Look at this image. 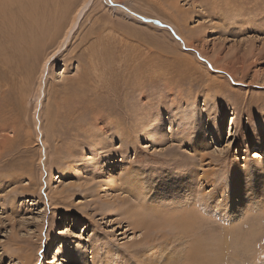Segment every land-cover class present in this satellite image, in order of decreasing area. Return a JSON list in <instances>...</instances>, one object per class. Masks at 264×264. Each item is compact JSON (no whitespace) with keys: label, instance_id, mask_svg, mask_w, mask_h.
<instances>
[{"label":"rangeland","instance_id":"1","mask_svg":"<svg viewBox=\"0 0 264 264\" xmlns=\"http://www.w3.org/2000/svg\"><path fill=\"white\" fill-rule=\"evenodd\" d=\"M86 9L0 74V264H181L185 239L264 264V0Z\"/></svg>","mask_w":264,"mask_h":264},{"label":"bare ground","instance_id":"2","mask_svg":"<svg viewBox=\"0 0 264 264\" xmlns=\"http://www.w3.org/2000/svg\"><path fill=\"white\" fill-rule=\"evenodd\" d=\"M16 1L18 3L17 7L14 6ZM24 1H28V0H0V74L3 75L4 80H7L9 72L12 71V68H11L12 62L10 63V60H12V57L14 58L17 57L18 59L17 66L20 67L21 65L25 69L29 70L30 77L36 73V70L39 71L38 68L39 69L45 68L47 64L50 61H52L51 59H54V57L56 58V55L60 53L55 50L54 55L50 58H47L46 57L48 56L46 53L47 50L52 49L55 45L57 46V49H58L60 47L61 42H64V40H67V38L69 37L68 35L69 32H71L74 27L78 26V23H76V20H77L76 18H78L80 22V19L82 18L81 17L82 14L83 13L85 14V11L87 10L86 8L89 7V5L91 4V1L93 0L83 1L82 5L80 6L77 12V15L74 21L72 22L67 32H66V27H64L65 19L57 22V17H55V12L63 8L64 5H67L66 16H68L76 10L77 5L81 0H79V2L78 0H55L53 2H51V0H31V3L24 2ZM28 70H26L27 73H28ZM142 76H143V73H142ZM186 189L185 187H183V190H180L179 193L181 195H184V193H186L187 191ZM195 199L196 197L194 195L193 202L197 204V201H195ZM196 204H194L195 207H197ZM176 205H178V203ZM211 208H213V206ZM194 210L195 209H192L189 212H184V214H181V215L179 214V218L184 219L185 221V222L182 221L183 225L180 226L182 227V234H185L187 232V228L193 225H197L200 220H206L204 217H202V215L198 214L196 211L195 213ZM211 219L213 218H210V219L207 218V221ZM176 225L177 226H173V228L179 227L178 223H176ZM182 243H181L182 246L179 247L180 253H178L179 257L177 258V262L181 264H216L218 261L223 260V256H225V253L227 250L226 242H221V243L219 242L218 247L215 246L217 247L218 251L214 248L212 250L211 246L209 249L208 248L209 245L204 244L207 253L203 252L205 251L204 250L205 248L203 249L202 243H197V242L192 243V246L196 247L195 249H190L189 243L187 244L186 239ZM200 250L203 252L202 255L199 254ZM219 251H221L220 254H219ZM209 253H213V255L209 257L208 256ZM169 262L170 261H168L166 264H169Z\"/></svg>","mask_w":264,"mask_h":264}]
</instances>
